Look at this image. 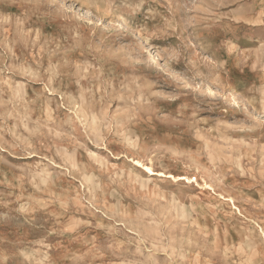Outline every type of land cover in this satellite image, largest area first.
Segmentation results:
<instances>
[{
	"label": "rangeland",
	"instance_id": "obj_1",
	"mask_svg": "<svg viewBox=\"0 0 264 264\" xmlns=\"http://www.w3.org/2000/svg\"><path fill=\"white\" fill-rule=\"evenodd\" d=\"M0 264H264V0H0Z\"/></svg>",
	"mask_w": 264,
	"mask_h": 264
}]
</instances>
